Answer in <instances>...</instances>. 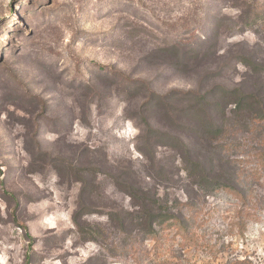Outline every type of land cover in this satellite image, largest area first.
I'll return each mask as SVG.
<instances>
[{
  "label": "rangeland",
  "instance_id": "rangeland-1",
  "mask_svg": "<svg viewBox=\"0 0 264 264\" xmlns=\"http://www.w3.org/2000/svg\"><path fill=\"white\" fill-rule=\"evenodd\" d=\"M0 264H264V0H0Z\"/></svg>",
  "mask_w": 264,
  "mask_h": 264
}]
</instances>
